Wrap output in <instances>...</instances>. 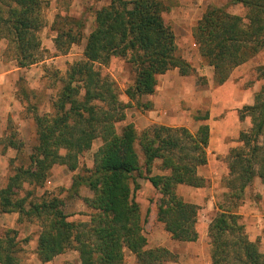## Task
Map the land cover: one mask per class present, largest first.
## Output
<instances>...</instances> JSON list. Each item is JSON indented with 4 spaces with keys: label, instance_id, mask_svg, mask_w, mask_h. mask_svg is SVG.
<instances>
[{
    "label": "trees",
    "instance_id": "16d2710c",
    "mask_svg": "<svg viewBox=\"0 0 264 264\" xmlns=\"http://www.w3.org/2000/svg\"><path fill=\"white\" fill-rule=\"evenodd\" d=\"M96 1L107 5L96 11L94 28L86 37L83 20L55 16L52 56L66 55L85 40L82 57L69 64L63 75L53 71L59 75L58 89L50 99L49 113L39 114L34 105L27 107L32 113L36 145L25 156L28 162L13 168L8 183L0 188V213H16L19 225L40 227L35 253L42 264L67 251L78 254V264H124L125 250L135 256V264H166L176 257L162 247L146 248L139 205L134 200L140 189L137 180H147L158 192L156 219L171 239L194 242L198 207L185 202L176 189L204 185L196 169L207 162L209 129L201 126L191 134L185 128L154 124L137 132L127 124L118 133L115 125L125 120L124 111L131 105L119 100L116 82L101 74V66H107L112 58L127 59L134 80L124 94L136 102V108L141 107V97L154 94L157 76L173 69L190 76L194 69L177 55L175 36L163 19L165 7L160 0ZM228 1L246 9V15L208 6L192 34L217 85L226 82L238 66L264 54V0ZM45 5L43 0H0V42L7 43L5 55L18 67L37 64L47 53L38 35L45 27ZM256 72L264 80V64ZM144 108L150 110L151 104ZM239 117H248L250 128L240 134L241 147L231 149L227 156L226 192L207 229L211 264H264L257 242L248 240L236 214L255 178L264 188V84L253 104L239 111ZM97 139L102 144L93 156L92 168L86 175L73 176L67 190L78 196L80 188L86 187L92 193L91 199L84 200L92 211L88 222H69L62 200L52 192L19 197L23 184L34 190L42 188L53 166L77 170L78 157ZM8 142L20 148L12 140ZM156 161L160 162L158 170L167 175L151 174ZM25 242L19 240L17 231L4 230L0 264H21V244Z\"/></svg>",
    "mask_w": 264,
    "mask_h": 264
},
{
    "label": "crops",
    "instance_id": "0c3cea01",
    "mask_svg": "<svg viewBox=\"0 0 264 264\" xmlns=\"http://www.w3.org/2000/svg\"><path fill=\"white\" fill-rule=\"evenodd\" d=\"M174 6L171 8H165V13H170V21L172 22V30L175 36V45L180 51V57L188 62L191 67L198 72V76L207 77V84L205 86H201L197 84L196 76H181L179 74L178 69H173L167 71L163 75L157 76V84L155 86L154 94L150 97L151 101V110L148 112H144L146 116L143 114H138L137 119L143 120L144 125L139 127L137 121L135 122V127L138 131H143L151 125L157 124L170 128H185L188 131L189 126L192 123L190 116L194 117V121L199 123V126L196 128V131L200 126H207L209 129V137L208 144L206 147V157L207 162L203 166H199L196 169V175L204 180V185L202 187H189L185 185H180L177 187L176 192L179 197H181L185 202L194 204L198 207V216L202 219H205V223L209 225V223L214 219L216 214L219 212L217 209V203H215L214 197L212 195V185L209 186V180L215 178L219 179L220 175L224 174V178L226 179L229 175L228 164H225L224 156L229 154V149L237 148L241 145L239 142V137L241 132L246 131L247 123L242 122L243 120L239 117V109L241 106H251L253 102H250L247 98H242V93L240 94V86L241 82L236 81L233 85V74L234 72L244 66L246 63L235 68L230 74L228 80L224 82L222 85H218V89L215 87L214 92L205 97V101L207 103L202 104L201 95H197L196 93H202L204 91V87L207 89H211L213 84V69L209 66H203L201 63V58L198 53L197 46L193 40V30L196 27L198 21L201 19L202 15L208 8L216 3V0H198L196 5L193 4L191 0H169ZM164 15V14H163ZM50 46L47 44L45 46V51L50 50V52H54L53 41L50 42ZM42 46V45H41ZM42 46V49H43ZM7 48V43L5 41L0 42V139L7 140L11 135V139L13 135L15 136V132H19L21 137L24 132L31 131L32 133L35 130L33 119L27 118L25 116L26 111L24 105L21 100L17 96V82L20 80H25L27 85H29L28 92H34L38 87V82L42 77L43 68L48 67L50 63L55 65H59L62 61H65V68L74 62L75 57H82L81 48L78 46L72 47L68 54L63 56L53 57L51 56L49 59L47 57H43V60L29 67L21 68L17 66L16 61L13 58L7 57L5 55V50ZM44 50V49H43ZM75 50L78 51V55L74 53ZM64 68V69H65ZM57 70L63 71V68H56ZM201 72H205L200 74ZM217 85V84H216ZM42 84H39V88H41ZM209 86V87H208ZM34 90V91H33ZM208 94V93H207ZM204 101V102H205ZM254 101V100H253ZM245 102V103H242ZM210 106H209V105ZM241 104V105H240ZM207 107H204L206 106ZM244 107V106H243ZM127 111V110H126ZM205 111L204 114H199ZM238 111V112H237ZM199 117H197V116ZM141 117V118H140ZM24 129V130H23ZM248 130V129H247ZM191 132V131H190ZM194 132V133H195ZM192 133V132H191ZM193 133V134H194ZM18 134V133H17ZM19 135V136H20ZM30 135V134H29ZM7 148V152L13 153L15 152V148H13L9 142L5 144ZM14 150V151H12ZM3 152V149L0 150V155ZM228 156V155H227ZM226 156V157H227ZM1 157V156H0ZM227 162V158H226ZM160 164V162L156 161L154 164V171L158 170L156 166ZM65 168L64 166H54L52 168V173L58 171L59 169ZM226 170V171H225ZM52 174V175H53ZM167 172L157 171L153 175H167ZM224 179V180H225ZM147 181V180H145ZM148 182V181H147ZM57 183V182H53ZM72 183V181H71ZM65 186L66 190H68L71 186ZM149 183V182H148ZM150 184V183H149ZM253 184L257 185V190L259 193H264V188L261 185V182L258 178L253 180ZM47 185H50V180H47ZM139 186L140 183H139ZM151 186V184H150ZM152 187V186H151ZM248 186L247 188H249ZM48 188V187H47ZM82 188V187H81ZM80 188V189H81ZM85 188V187H84ZM210 188V189H209ZM224 188V193L226 192V188ZM246 188V189H247ZM153 191L155 190L153 187L151 188ZM141 190V187L138 191ZM245 199L243 200V203ZM241 204V206L243 205ZM240 206V207H241ZM239 207V208H240ZM238 208V209H239ZM237 209V211H238ZM242 209V208H241ZM141 211V208H140ZM244 210H241V213L236 214L238 216L244 215ZM18 214L16 213H0V236L2 235L4 230H15L21 234H24L23 231L26 230L22 239L26 240L25 243H22L23 252L25 250H29V246H32V242L34 246L32 249V257L34 258V264H42L39 262L36 256V247H37V238L35 240L31 239L35 230L40 231V227L34 225L35 229L29 231V226L32 224L24 223L19 225L17 223ZM156 219V214H155ZM156 222L157 219H156ZM159 223V222H158ZM162 225L161 223H159ZM163 226V225H162ZM256 228V227H255ZM28 229V230H27ZM208 229V228H207ZM21 231V232H20ZM163 233L169 237L170 246H166L164 243H161L162 248L168 250L171 254L177 257L178 263H169V264H184L182 260L184 257L186 262L185 264H211L208 254V245L209 239L206 233H200L197 231V239L194 242H178L171 239V236L162 228ZM37 233V234H38ZM144 235V232H143ZM207 237L208 245H203V238ZM201 238V240H200ZM147 243V240H146ZM149 248L148 244L146 246ZM158 248V247H156ZM210 248V245H209ZM74 253L78 254L74 251ZM64 254L56 256L52 261L45 263L51 264L57 258L62 257ZM79 263V260H78ZM134 264L135 256L129 251H124V264ZM22 264V261H21Z\"/></svg>",
    "mask_w": 264,
    "mask_h": 264
},
{
    "label": "rangeland",
    "instance_id": "374dc122",
    "mask_svg": "<svg viewBox=\"0 0 264 264\" xmlns=\"http://www.w3.org/2000/svg\"><path fill=\"white\" fill-rule=\"evenodd\" d=\"M43 1L46 4L44 6L45 27L42 28L41 31L38 33L41 39L42 46L45 44L50 46L51 44L50 42H52L54 37H56V33L51 31V26L57 14L67 15L74 19L83 20L85 23L83 34L86 37L94 28V16L96 11L100 10L102 7L107 5L105 1L99 2L96 0H43ZM160 1L163 3L165 8H171L174 6V4L169 0H160ZM191 1H193L194 5L198 3V0H191ZM211 6L222 7L228 13L233 15H238L241 17H244L247 13V10L242 8L240 5H235V6L230 5L228 0H216V3ZM169 17H170V13H168V16L167 13H164L163 19L165 23L168 26H170V28L172 29L171 27L172 22L170 21ZM84 44H85V40H83L82 43L78 46L81 48V51H83ZM73 47L75 48V46ZM43 49L45 50V46H43ZM78 51L79 50H75L74 53L78 55L79 54ZM46 52L47 53L45 54V57H47L48 59L54 53V52H50V50H46ZM177 55L180 56V51L178 48H177ZM80 58L81 57L76 56L74 61L79 60ZM126 60L121 58H112L107 66L105 67L101 66V74L110 75V77L116 82L120 90L119 100L123 104L129 103L131 105L129 108L125 109L124 111L125 120L115 125L116 131L120 133L121 129L125 125L132 124L137 132H141L136 129L134 120L137 119L136 117L138 114L144 115L146 112H148L149 109L144 108V106L151 104L150 101L151 96H145L139 99V103H141L140 108H136V102L133 100L132 101L129 100L125 96L124 91L126 90L127 87L132 85L134 80V72L132 71L130 64ZM201 64L203 66H206L203 62ZM263 64H264V54L258 53L244 66L237 69L233 74L234 78L232 84L234 85L236 81L241 82L240 94L242 93L241 94L242 98L249 97L248 100L250 102H253L255 95L259 92L260 88L264 84V80L260 79L256 72V69ZM57 67L63 68V71L57 70L56 69ZM64 68H65V61H62L59 65L50 63L48 67H44L42 69L43 70L42 77L37 83L38 87L34 88L35 91L33 90L34 92H32L31 95H29L28 92L29 85H27V82L25 80H20L17 82L16 84L17 96L21 101L23 100L22 104L24 105V107H26L25 116H27V118L32 119V113L27 111V107H32L33 105L37 108V112L39 114H47L50 112V99L53 96H55L57 92L58 89V85L56 84L57 78L59 77V75H63V73L66 71V68L65 69ZM54 70L60 73L57 77L53 74ZM202 73L205 72L203 71L200 74ZM192 76L197 77L198 72L196 73L194 70V74ZM196 81L197 84L201 86H205V84H207L206 82L207 77L203 78L201 76H198ZM39 84H42L41 88H39ZM214 85L215 86H212L211 89L205 88L207 86L206 85L204 87V91L201 94L199 92L196 93L198 96L201 95L200 99L202 104L207 103V101L204 100L206 95L210 96L216 88L218 89L219 86L216 84ZM214 87L215 89H212ZM25 93H27L28 95H25ZM243 106H241V108L238 111H240L243 108ZM204 107H207V105ZM204 113L205 111H202L199 114V116ZM190 118L192 120V123L189 126V130L192 133L190 131L189 132L193 134L196 131V128L199 126V123L194 121V117L190 116ZM242 122L247 123V129L250 128V119L248 117H246ZM137 123L139 127H141V125L142 126L144 125L143 120H139L137 121ZM17 133L15 132V136L13 135L12 141L15 142L17 145H19L20 148L18 150L15 149V152L13 153L7 152L6 151L7 148L5 147V144L8 143L12 135L7 140L0 139V150L3 149V152L0 155L1 156L0 157V188L5 187L6 184L8 183L9 177L13 175V168L18 167L24 162H28L25 156L29 154L31 152V149L36 145L35 130L33 133L29 131L30 135L28 134V132H24L22 137L19 132ZM101 144L102 141L100 139L95 140L92 144L91 149L81 154L78 157V168L74 172H70L65 167L59 169L53 174L51 169L49 178L47 179L50 180V185H47V180H46L42 188L34 190V188L29 187L27 184H23V188L19 192V197L22 198L25 196H29L28 194L32 192L33 193L35 192L34 195L36 194V196H41L44 191L52 192L54 195H57L62 200L63 211L68 216L67 220L69 222H74V223L88 222L92 215V211L89 208H87L86 204L84 203V200L91 199L92 193L86 187L85 188L82 187L79 190L78 196L72 195L69 191L66 190L65 186L70 185L73 176L86 175V170L91 169L93 166V156L95 152L99 149ZM240 147L241 145L237 148ZM230 150L231 149H229V151ZM226 156H224L223 158L225 164L227 163ZM139 159H140V163H142L143 159L140 155H139ZM156 166L158 167L159 165L156 164ZM157 171H154V169H152L151 174H154ZM141 174L144 176L145 172H142ZM224 179H225L224 174H222L220 175L218 180H216L215 178L209 180V186L212 185V190H213L212 195L214 197L215 203L217 204L222 202V196L224 194V188H223ZM137 181L141 185L140 186L141 190L137 191L134 194V200L139 205L140 222L142 225V230L144 232V237L147 240L148 247L149 248L164 247L161 245V243H164L166 246H170V242H169L170 240L168 239L169 237H167L162 231L163 226L160 225L158 222H156L155 219V214L157 212V200L159 198L158 192L156 190L153 191L151 189L152 187L150 186V184L144 179H138ZM53 182H57V183H53ZM257 189H258L257 185L253 184L252 186H250L245 190V196H244L245 202L237 211L239 214L241 213V210H244L243 213L245 214L243 216L240 215L237 222L243 227V232L248 238V240L250 242H257L259 252L264 255V193H259ZM205 222H206L205 219H202L200 216L197 217L196 229L198 230V232L200 233L207 232L208 225ZM34 225L35 224L29 226V231L35 229ZM35 231H36L35 233L29 236L33 240H35L38 237L37 234L38 230ZM23 233L24 234L27 233L26 230L23 231ZM24 234L18 232V238L22 239L24 237L23 236ZM31 245L32 246L29 247L33 248L34 243L32 242ZM203 245H208V240L206 236L203 238ZM31 248H29V250H25L24 253H21L20 259L22 261V264L35 263L34 258L32 257ZM207 248L210 259L209 245ZM177 257L174 260L175 262L178 259ZM185 258L186 257H184V260H182L184 264L186 262ZM174 261L168 262L166 264L175 263ZM176 263H178V261ZM51 264H78V258L77 255L74 253V251H67L64 253L62 257L57 258Z\"/></svg>",
    "mask_w": 264,
    "mask_h": 264
}]
</instances>
